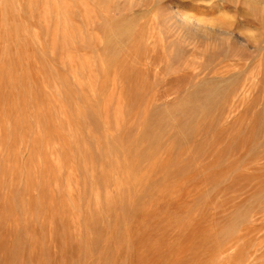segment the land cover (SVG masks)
I'll list each match as a JSON object with an SVG mask.
<instances>
[{
  "label": "rangeland",
  "instance_id": "374dc122",
  "mask_svg": "<svg viewBox=\"0 0 264 264\" xmlns=\"http://www.w3.org/2000/svg\"><path fill=\"white\" fill-rule=\"evenodd\" d=\"M0 264H264V0H0Z\"/></svg>",
  "mask_w": 264,
  "mask_h": 264
}]
</instances>
